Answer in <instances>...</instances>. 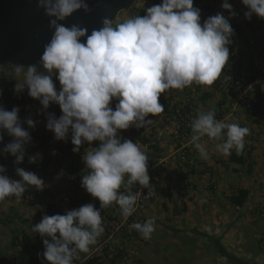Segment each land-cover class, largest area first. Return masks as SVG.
<instances>
[{
	"label": "clouds",
	"instance_id": "9594fccd",
	"mask_svg": "<svg viewBox=\"0 0 264 264\" xmlns=\"http://www.w3.org/2000/svg\"><path fill=\"white\" fill-rule=\"evenodd\" d=\"M242 3L248 7L246 19L253 14L264 18V0ZM39 6L55 17L51 20L55 31L41 61L47 73L57 74L60 90L51 75L40 74L32 66L26 75L28 95L42 98L45 108L50 101L59 105L61 117L50 119L47 127L57 139H63L71 128L72 143L77 146L73 151L83 141H99V147L85 156L90 171L83 177L82 186L99 200L101 208L115 202L127 218L134 211L137 197L119 190L126 175L125 187L134 182L149 186L148 157L133 141H122L117 132L133 124L139 128L149 114L162 113L161 93L193 84L211 86L229 60L227 45L234 29L219 13L201 23V10L194 7V0H162L147 7L143 16L125 18L115 25L104 19L103 27L90 34L79 25L67 27L57 22L78 10L88 11L85 0H39ZM222 7L232 9L227 0ZM20 87L16 85V90ZM18 111L16 107L11 111L0 108V128L16 138L5 151L15 157L17 164L23 161V144L30 138L18 122ZM28 124L31 126L33 121L28 120ZM191 129V141L202 159L209 157L199 142L202 137L220 139L226 130V139L215 146L216 150L228 156L235 149L239 155L250 131L238 123L217 120L214 110L199 113ZM4 171L0 166V173ZM16 172L22 180L0 174V201L12 195L19 197L25 185L42 190L44 182L36 174L22 168ZM131 227L145 240L151 239L155 231L153 219ZM32 231L51 238V242L43 240V255L49 264H73L74 255L89 252L104 228L100 211L89 203L64 215H45Z\"/></svg>",
	"mask_w": 264,
	"mask_h": 264
},
{
	"label": "rangeland",
	"instance_id": "374dc122",
	"mask_svg": "<svg viewBox=\"0 0 264 264\" xmlns=\"http://www.w3.org/2000/svg\"><path fill=\"white\" fill-rule=\"evenodd\" d=\"M143 3L145 0H137L130 9L121 11L113 25L117 21L123 22V19L135 16L137 11L143 7ZM263 51L264 48L260 49L261 55L264 56ZM26 75L27 68L0 65V96L7 90L14 89L28 99L25 108L26 114L23 118L18 116V122L23 124L22 128L29 133L30 137L23 144L24 159L17 164L15 157L5 151L6 146L16 138L6 129L0 128V137H2L0 139V166L5 169L0 174L19 181L22 178L19 177L16 169L22 168L36 174L43 180L44 185L42 190L33 185H25V191L19 197L12 195L0 201V259L13 264V261L25 258L21 254V239L23 235H31L34 248L27 258L22 259V264H38L42 259H45L43 253L46 249L43 240L48 239L51 242V238L32 231L34 226L40 223L45 215H64L68 211L78 209L92 201V205L105 216L104 232L101 234L105 244H99L97 241L96 244L90 246L89 252H77L73 257V264H95L94 259L97 258L106 260L107 254L116 251L121 245H126V247L135 245L139 250L141 264H230L218 253L214 240L210 238H217L214 234H207L209 235L207 237L203 233L183 227L181 214L184 207L176 201L180 197L171 194V198H169L171 206L167 208L161 206L160 218L156 219L159 211L151 205H155L157 198L143 204L139 202L137 195L140 184L134 182L125 187L128 180L126 175L119 193L137 197L132 215L125 220L115 202L114 205L101 208L99 200L92 197L82 186L83 177L90 171L86 165L85 156L94 147H99V144L91 143L93 146L88 145L87 147L86 144L81 143L82 146L79 145L78 150L73 151L77 146L72 143V138L58 140L54 131L47 127L50 120L48 116L44 123L37 120L38 103L42 98L38 99V103L34 102L35 99L29 100ZM54 81L57 91H59V82L57 79ZM16 85H21L19 90H16ZM28 105H34L33 112L30 111L31 108H27ZM49 107L53 109L58 107V104L50 101ZM28 120L33 121L31 126L28 124ZM68 132L69 134L72 132L71 128ZM41 137L46 140H43L45 143L43 147L39 143ZM118 137L121 139L122 136ZM128 140L133 141L132 138H128ZM152 142L150 144H154ZM79 157L80 160H78ZM73 163L78 165L74 167ZM150 166L149 164V184L156 186L157 197H159L158 180L154 181L152 177L160 176L165 181H169L170 176L165 167L160 165L151 173ZM159 202L161 203V198L157 203L159 204ZM50 204L55 205L53 210L49 207ZM107 215L113 218H109ZM148 219L154 220L155 231L152 233L151 239L145 240L140 234H137L138 231L136 232L131 225L137 222L145 223ZM252 223L258 231V237L245 228L246 240L239 244L230 243L226 248L229 247L230 251L239 257L264 264V217H260ZM134 237L136 239H133Z\"/></svg>",
	"mask_w": 264,
	"mask_h": 264
},
{
	"label": "crops",
	"instance_id": "0c3cea01",
	"mask_svg": "<svg viewBox=\"0 0 264 264\" xmlns=\"http://www.w3.org/2000/svg\"><path fill=\"white\" fill-rule=\"evenodd\" d=\"M161 2L162 0H157L158 4ZM224 2L225 0H194V7L201 10V23L218 13L228 19L234 33L230 37L231 43L227 46L228 48L241 47L245 42V32L236 24L239 15L248 11V7L243 5L242 0H227L232 5V9L228 10L222 7ZM142 6L141 8H147L152 5L149 1H145ZM232 12L236 15H231ZM247 22L248 27L257 33L264 24V18L253 14ZM262 56L260 50L250 49L246 53L250 61ZM49 75L55 82V71ZM227 76L231 75L227 74ZM219 84L220 77L211 86L193 84L183 90H168L164 96H161V101H166L167 104L169 102L177 108L185 103L186 96L192 94L191 108L195 113L214 110L217 120L247 127L250 131L245 137L241 154L237 155L235 149L231 150V154L242 157L243 162L231 160V154L225 156L216 150L215 146L222 144L226 139V130L220 139H209L206 136L201 138L199 142L204 144L209 153L208 159H202L191 141L193 134L183 132L178 139V121L165 110L156 116L149 114L150 119L145 120L143 126L139 128L119 130L117 136H122V141L128 138L133 139V142L147 155L151 173L161 165L166 168L167 174L171 177L169 181H165L160 176L152 177L154 181L158 180L157 184L160 186L156 201L158 202L161 198V203L156 202L155 205H151L159 211L156 219L160 218L161 206L166 208L171 206L169 202L171 194L180 197L176 201L184 207L181 214L183 227L198 233L214 234L226 247L230 243L244 242L245 228L258 237V231L252 222L264 217V76L256 81V87L261 94L249 92L252 107L260 109L259 115H254L252 108L240 107L234 97H226L218 89ZM114 104L115 102L113 106ZM33 106L28 105L27 108H31L30 111L33 112ZM72 135V132L70 134L68 132L63 139H71ZM142 136L145 137L146 142ZM151 141L154 144H150ZM39 143L41 147L45 144L42 138ZM82 143L88 147V145L93 146L91 143L99 144V141L90 143L83 141ZM183 149L191 151L190 157L195 162L194 168H190L181 159ZM74 165L78 164L74 163ZM239 189L249 191V197L243 206H237L231 202V197L237 195ZM227 249L230 251L229 247Z\"/></svg>",
	"mask_w": 264,
	"mask_h": 264
},
{
	"label": "water",
	"instance_id": "95a60500",
	"mask_svg": "<svg viewBox=\"0 0 264 264\" xmlns=\"http://www.w3.org/2000/svg\"><path fill=\"white\" fill-rule=\"evenodd\" d=\"M137 0H85L88 11L73 13L64 26L73 24L86 28L88 34L103 27V20L112 23L123 10L130 9ZM39 0H0V65L29 68L47 74L42 66V55L50 43L55 29Z\"/></svg>",
	"mask_w": 264,
	"mask_h": 264
},
{
	"label": "built area",
	"instance_id": "2783aa9c",
	"mask_svg": "<svg viewBox=\"0 0 264 264\" xmlns=\"http://www.w3.org/2000/svg\"><path fill=\"white\" fill-rule=\"evenodd\" d=\"M247 23L248 22L244 16V13L240 14L238 18V25L239 28L245 32V42L241 45V47L229 48V60L223 68V73L220 76V84L218 85V89H220L226 97H234L240 107H248L250 109L252 108L251 111L254 113V115H259L260 109H255L254 106V108L252 107V101L249 92H255L257 79L264 76V57H257L250 61L249 59H247L246 53L250 49L262 50L264 48V24H262V27L259 28L257 33H255L251 28L248 27ZM238 53L244 54V58L242 59L244 65L243 71L236 77L227 76L226 70L224 71V69L229 68L231 63L234 62ZM251 63L253 64V67H251ZM250 76H255V79L250 80ZM166 93L167 91L164 92L163 95H165ZM192 100V94H189L185 97V103L187 104H191ZM180 107L181 108L176 109L179 118H176L175 115H172V118L178 121V139L181 138L183 132H186L190 135L194 134L191 129V122L198 115L194 114V111L192 110L184 111L182 109L183 105ZM0 108L9 111L3 106L2 101H0ZM61 115L62 112L60 110V107L50 109V107L48 106L47 108H45L41 101L39 102L37 113V120L39 122L44 123L46 116H48L49 119H51L52 116L54 117V119H59ZM190 156L191 151L183 149L181 153V159L190 168H194L195 162ZM157 196L158 190L156 186H139V193L137 197L138 201L142 204L146 201L156 199ZM101 217L102 225L104 226L106 222L105 216L101 214ZM128 218L129 216L127 218L124 217L125 220H127ZM133 239H136V237H134ZM97 241L99 244H105V240L101 235L97 238ZM107 258H116V264H141L139 250L135 245H130L129 247H126V245H121L116 251L107 254ZM0 264H10V261L0 259ZM13 264H22V261H13Z\"/></svg>",
	"mask_w": 264,
	"mask_h": 264
},
{
	"label": "trees",
	"instance_id": "16d2710c",
	"mask_svg": "<svg viewBox=\"0 0 264 264\" xmlns=\"http://www.w3.org/2000/svg\"><path fill=\"white\" fill-rule=\"evenodd\" d=\"M145 1H149L151 3V5L158 4L157 3V0H145ZM206 8L209 9V7H207V6H206ZM145 14H146V8H140L137 11V13H136V15H140V16H143ZM243 58H244V54L238 53V55L236 56L234 62L231 63V65L229 66L228 69H224V71L226 70V73L228 75L235 76V77L238 76L243 71V66H244L243 65V62H242V59ZM250 65H252L251 67H253V64L252 63ZM222 73H223V69L221 71L220 76L222 75ZM47 74H49V73H47ZM223 78H224V76H223ZM254 79H255V76H250V80H254ZM255 92L258 95L261 94L260 93V90L258 89V87L255 88ZM162 95H163V93H161V95H160V98L161 99L159 100V102L163 105L164 110L166 111V113L167 114H170L171 116L172 115H175L176 118H179V115L177 114L176 109L181 108V107L175 108V106L174 105H170L169 102L167 104L166 101H161L162 100V97H161ZM27 100L28 99H26V97L22 96L20 93H18L14 89H9V90H7L5 93H3L0 96V101H2L3 106L7 110L11 111L14 107H16V108L19 109L18 116L20 118H23L25 116V114H26L25 108H26V105H27ZM29 100H34L35 103H38V99L36 100V98L29 97ZM58 107H59V105H58ZM182 109L184 111H191L192 110L191 104L184 103ZM194 114L197 115V113H195V112H194ZM51 119H54V117L52 116ZM149 119H150V117L148 115L145 118V120H149ZM19 124L22 127L23 124L22 123H19ZM129 128H131V130H132L133 128H136V125L133 124ZM41 138H42V140H45L43 137H41ZM142 138L146 142L145 137L142 136ZM230 159L231 160L238 161V162H243V158L242 157H240V156L237 157V156H234L233 154L230 155ZM78 160H80V157L78 158ZM149 164H150L149 161H147V167H149ZM73 166L75 167L76 165H74V163H73ZM149 186H150V184H149ZM248 197H249V191L248 190H246V189H239L238 194L237 195H233L231 197V202L234 205L243 206L246 203ZM90 203L92 204V201H90ZM113 205H114V203H113ZM49 207L53 210L54 207H55V205L54 204H50ZM120 212H121V210H120ZM107 216L109 218H113L110 215H107ZM114 220H115V218H114ZM137 234H139V232ZM203 234L205 236H207V237L209 236L206 233H203ZM210 238L214 240V243L216 245V248H217L218 253L222 257H224L230 264H258L256 262H251V261H249V260H247L245 258H242V257H239V256L235 255L234 253H232L231 251H229L220 242V239L213 238V237H210ZM32 241H33V239H32V236L31 235H23L22 236V239H21V248L20 249H21V254H23V256L25 258H27L31 254V252H32V250L34 248L32 246V243H33ZM25 258H21L20 260L17 259L16 261H22V259H25ZM94 260H95L94 261L95 264H116V260L117 259L116 258H110V259L106 258V260H103L101 258H97V259H94ZM38 264H49V262L46 259H42L40 262H38Z\"/></svg>",
	"mask_w": 264,
	"mask_h": 264
}]
</instances>
